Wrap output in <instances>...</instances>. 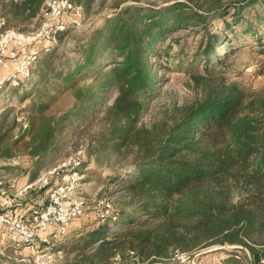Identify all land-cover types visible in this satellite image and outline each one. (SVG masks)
I'll use <instances>...</instances> for the list:
<instances>
[{"label": "trees", "instance_id": "obj_1", "mask_svg": "<svg viewBox=\"0 0 264 264\" xmlns=\"http://www.w3.org/2000/svg\"><path fill=\"white\" fill-rule=\"evenodd\" d=\"M46 1L0 0L3 30L36 31ZM71 1L83 7L86 18L93 3L105 2ZM260 2L262 6L264 0ZM260 2L236 8L235 23L226 30L248 25L247 32L256 36L258 26H264V7L253 12L252 6ZM192 3L197 9L189 6ZM112 8L102 25L91 22L85 36L76 41L74 57L60 61L51 80L63 84L65 91L91 74L99 82V103L88 119L103 116L89 146L92 151L131 158V173L117 183L128 194L132 217L112 233L105 232L101 225L105 221H100L90 234L92 241L78 245L74 264H129V259L134 260L131 264H169L176 262L172 259L176 252L191 254L195 263L211 264L199 257L202 249L222 254L212 264H264V94L249 97L215 69L222 61L218 42L230 40L226 32L208 33L187 63L185 72L200 96L149 124L142 122L148 102L159 91L158 71L169 69V63L162 62L171 48L163 49L167 37L205 23L211 12L224 18L228 11L222 9L221 0H172L162 7L143 0H115ZM75 33L69 30L59 41ZM257 42L264 54V41ZM54 53L55 49L46 52L50 65ZM43 65L48 66V60ZM43 77L42 73L38 83L42 91L37 95L42 100L50 97ZM111 93L115 97L102 112L100 106L106 105ZM84 95L77 89L74 97L79 101ZM29 96L22 94L20 101ZM42 100L19 115L9 106L1 111L0 162L16 156L21 146L32 158L56 159L50 154L62 147L56 142L61 125L48 113L50 104ZM43 161L37 160V165ZM45 196L46 190L32 191L15 210L26 211L36 198Z\"/></svg>", "mask_w": 264, "mask_h": 264}, {"label": "rangeland", "instance_id": "obj_2", "mask_svg": "<svg viewBox=\"0 0 264 264\" xmlns=\"http://www.w3.org/2000/svg\"><path fill=\"white\" fill-rule=\"evenodd\" d=\"M114 1L105 0L104 4H99V2L93 3L89 11H86L87 18L85 19L84 30L62 39L61 42L59 41V47L55 46L53 48L55 49V56H53L51 65V55L42 53L40 56L41 59L39 58L40 60L36 61L31 68L30 80H23L21 86L18 88L6 86V92H2L8 95L2 96L3 94H1L0 96V108L3 105H8L14 109V114L17 113L19 115L20 112H23L22 110H27L28 105L34 102L37 104L42 100L37 95L41 93V86L39 87L38 83L40 82V75L43 73V80L48 82L47 91L50 97L47 99L45 97L42 101H47L50 104L48 113L50 116L58 118L61 125L56 133V142L62 147L60 150H56L55 153L50 154V159L53 155H57V157L53 162H49V164L52 165L61 158L81 148L86 152V161L82 172L85 175L83 192L84 196L89 200L87 215L75 220L74 227L78 228L74 231L77 232L74 237L67 238L66 241L64 239L56 242L51 248L52 251H62L64 247L69 250L68 252L62 251L61 255L57 256L52 264H74V257L79 251L77 248L78 245L83 244L85 241H92L90 234L94 230H97V227L101 224L96 216L97 200L103 198L111 199L114 202L115 210L120 214L117 221L106 220L101 224L107 228L105 231L107 233H112L117 230L121 222L132 211L128 194L122 189L121 184L117 183L119 178L123 179L131 173V158L127 155L111 156L105 152L90 150L89 141L95 140L94 137L99 129L100 118L103 116L100 113L88 119V115L97 108L99 103V97L101 95L99 82L91 74L88 78L79 82L74 89L65 91L63 84L55 83L51 80L53 71L59 69L58 63L65 61L67 58L74 57L73 50L77 46L76 41L85 36L91 22L95 27L103 24L104 17L113 11L112 5ZM143 1L146 4H152L156 7H162L172 3V0ZM199 1L201 0H198V3ZM260 1L262 0H221L222 9L228 11V14L224 18H219L217 13L211 12L207 16V19H205V23H196L187 29L173 32L167 37L163 43V49L167 47L171 48L162 59V62L169 63V69L158 71L159 82L157 86L159 91L148 102L147 109L142 116L143 123L149 124L161 118L163 113H170L174 108L191 103L200 96L185 71L188 67L187 63L195 55L201 40L207 37L208 33L221 35L226 32L228 39H230L228 42H218V45L221 46L217 48V55L221 56L222 61L215 69L219 72H224L221 74H225L224 76L227 77L228 82L238 83L240 88L249 97H254L262 92L264 94V54L259 52L261 48L257 42L259 38H262V41H264V26H258L256 36L250 35L247 32L248 25L233 26L234 30H231L232 32L226 30L227 25H233L235 23L233 17L236 8L248 2L258 3ZM260 5L261 2L254 4L252 6L253 12L260 7H264V3L262 6ZM189 6L197 9V3H192ZM0 19L3 18L0 17ZM45 60H48V66H42V61ZM200 67L203 70L202 64H200ZM42 68H46L47 72L45 70L42 71ZM77 89H83L85 94L79 101H76L74 97ZM24 93H28L30 96L20 101V96ZM114 97L115 95L111 93L106 105L104 107L100 106L102 112L111 105ZM6 163L4 165L2 161L0 162V176L3 172L10 173L8 179L13 180V184L17 187H23L28 184L31 164L26 168H23V165L19 167L20 162L17 159ZM26 170L27 172H25ZM17 187L12 188L11 195L14 194ZM238 191L239 189L236 190L235 195H239ZM63 241L65 242L62 243ZM91 250L87 252L90 253ZM8 254L12 255V252ZM198 254L205 262L211 264L217 262L222 255L221 253H212L210 249H202ZM8 262V260L0 257V264H9ZM131 263H134L133 259H129V264ZM14 264L17 263L14 262ZM163 264L167 263L165 262ZM169 264L180 263L169 262Z\"/></svg>", "mask_w": 264, "mask_h": 264}, {"label": "built area", "instance_id": "obj_3", "mask_svg": "<svg viewBox=\"0 0 264 264\" xmlns=\"http://www.w3.org/2000/svg\"><path fill=\"white\" fill-rule=\"evenodd\" d=\"M85 19L83 7L71 0H47L36 31L3 30L5 21L0 19V68L6 73L0 79V92L6 86L18 88L23 80L29 81L31 68L41 54L58 46L60 36L67 31L84 29ZM85 161V150L78 149L45 167L34 181L13 195L9 191L13 180L6 174L0 176V257L17 264H52L61 255L62 251L51 248L67 238L72 222L86 216L89 208L83 192ZM44 190L46 196L38 198L28 210H15L32 191ZM96 209L100 221H117L111 199L97 200ZM115 259L120 260V256ZM172 259L180 264H198L186 253L176 252Z\"/></svg>", "mask_w": 264, "mask_h": 264}, {"label": "crops", "instance_id": "obj_4", "mask_svg": "<svg viewBox=\"0 0 264 264\" xmlns=\"http://www.w3.org/2000/svg\"><path fill=\"white\" fill-rule=\"evenodd\" d=\"M5 72L0 68V79L2 78V77H4L5 76ZM3 92H6L5 90L3 91ZM3 92H0V96H1V94H3L2 96H7L8 94H5V93H3ZM8 105H3L1 108H0V113H1V111H3L4 110V108H6ZM29 140V137H26L25 138V141H28ZM19 160V162H20V165H18L19 167L20 166H22L23 165V168H26L28 165H30L31 164V170H30V175H29V179L30 180H28V183H30V182H32V181H34L38 176H39V174H40V172L45 168V167H47L48 165H50L49 164V160H45V157L44 158H39V156H36L35 158H32V157H30L29 156V154H28V151H26L25 149H24V147H20L19 149H18V152H16V156H14L13 158H10V159H6V160H4V161H2L3 162V164L4 165H6L7 163L6 162H10L11 160ZM41 160V159H43L44 161H43V164L41 165H39L38 167H36V165H37V160ZM35 166H34V165ZM19 167H17L18 169H19ZM16 168V169H17ZM25 172H27V170L25 171ZM3 174H6V175H8V176H10V173H4L3 172ZM31 176H36V178L34 179V180H31ZM17 179V178H16ZM15 187H17V186H15V185H13V186H11L9 189V191L11 192ZM13 188V189H12ZM21 187H17V189H20ZM16 189V190H17ZM15 190V191H16ZM14 191V192H15ZM40 198V197H39ZM28 199H29V197H26L25 199H23V200H21L20 201V204H23V203H25V202H27L28 201ZM37 199L38 198H36L35 200H34V202L36 203V201H37ZM2 209V207H1V202H0V210ZM23 210H25V209H23ZM27 210V209H26ZM74 224H75V220L72 222V224L70 225V227H69V231H68V236H67V238H69V237H74V235H76L77 234V232H74L78 227H74Z\"/></svg>", "mask_w": 264, "mask_h": 264}]
</instances>
